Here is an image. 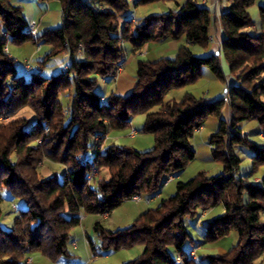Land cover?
Here are the masks:
<instances>
[{
	"label": "trees",
	"instance_id": "trees-1",
	"mask_svg": "<svg viewBox=\"0 0 264 264\" xmlns=\"http://www.w3.org/2000/svg\"><path fill=\"white\" fill-rule=\"evenodd\" d=\"M58 1L61 25L45 29L34 41L23 7L0 0V190L25 203L12 228L0 224V264H23L32 252L54 261L70 259L71 231L82 213H110L134 194L159 192L169 174L194 159L192 137L210 117L218 119L208 138L211 158L222 163V171H200L179 181L174 194L127 227L112 230L97 221L94 230L102 250L143 245L140 255L121 264H258L264 254V174L258 181L250 177L264 166V1L257 31L249 11L256 0H231L218 17L220 53L200 55L182 45L173 57L140 59L132 91L107 97L98 92V80L118 75L126 43L134 53L150 42L180 38L208 48L215 12L200 0ZM159 1H174L175 7L134 23L135 8ZM27 41L51 45L43 62L69 51L67 68L50 76L42 69L18 72L8 46ZM223 60L237 81L227 84L222 96L187 91L180 99L168 98L172 90L197 82L205 66L226 82ZM27 106L33 117L18 115ZM225 106L229 113L222 117ZM138 113L145 114L142 131L154 135L152 149L105 144L110 129L129 127ZM249 120L257 121L262 142L243 131L242 122ZM246 153L252 154V169L240 174ZM47 160L67 167L61 180L56 172L42 173ZM102 169L108 177H99ZM1 202L0 196V223ZM219 204L224 210L204 223V241L214 242L232 230L238 241L225 254L198 262L184 248L191 237L188 219Z\"/></svg>",
	"mask_w": 264,
	"mask_h": 264
},
{
	"label": "rangeland",
	"instance_id": "rangeland-1",
	"mask_svg": "<svg viewBox=\"0 0 264 264\" xmlns=\"http://www.w3.org/2000/svg\"><path fill=\"white\" fill-rule=\"evenodd\" d=\"M59 3L58 0H51ZM264 0H256V2L252 5L255 8L253 9V19H256V11L259 5L263 3ZM175 7L174 1H159L153 2L145 5L138 6L134 12L138 16L139 19L153 13H160L167 11L169 8ZM132 13V12H131ZM137 18V17H136ZM138 22L137 21H134ZM219 28V27H218ZM9 45L18 46L16 43H9ZM43 46V45H42ZM35 49V46H33ZM40 47H38L39 49ZM46 47L43 46L42 51H40L41 55H44ZM147 46L143 49H140L136 52V55L140 59H151L156 60L160 57L164 56L163 48L157 49L152 53H145ZM150 49V48H149ZM40 53L36 55L39 57ZM21 60L25 59L26 56L17 55ZM174 56V55H173ZM172 56V57H173ZM32 58V57H31ZM34 58V57H33ZM224 64V71L226 76V82L220 80L217 76L213 74L211 69L207 66L203 68L202 77L195 83L188 84L187 86L174 89L170 92L168 97H175L180 99L182 94L186 91L192 92L198 96H208L209 98H218L222 96L226 91V85L233 84L237 81L236 75L231 73L229 70V66L225 60L222 61ZM123 65L119 73L122 71ZM20 71V70H18ZM45 76H50L52 73L47 69L43 71ZM210 90V92H209ZM70 90L65 91L63 94L62 100L64 105L67 103V95ZM229 113L228 106H225L222 111V117H227ZM18 115L27 116L29 118L33 117L34 113L32 108L29 106L22 108ZM142 113H138L133 116V120L129 127L126 128H112L108 133V142L116 145H125L129 147L136 148L141 151L150 150L153 148L155 140L154 135L152 133L144 132L141 130V122L139 121ZM218 126V119L216 117H210L206 123L204 124V128L202 130H197L192 137V145L196 151L194 159L182 170L179 172H175V178L169 181L168 183L161 184L162 188L159 190V195L153 199L151 203H147L145 200L134 201L131 199L125 200L120 206H118L114 212L113 217L110 220L109 218L104 220H100L101 224L108 228L107 226L110 224L111 227L116 229L118 227L124 228L122 224H127V226L131 225L133 221L146 209L150 207H155L159 204L161 199L171 196L176 192L177 183L179 181L187 180L200 171H205L208 175L216 174L223 169V165L221 162L213 160L211 158V150L208 143V139L211 134ZM243 131L248 134V136L254 140L255 142H262L263 138L258 133L257 121L249 120L244 121L242 124ZM133 129L136 132L133 134ZM92 151H90L89 156L91 157ZM67 167L64 164L56 163L53 161L47 160L44 164L41 165L40 170L43 174H51L52 172H56L58 178L61 180L63 178V174L66 171ZM252 169V154L246 153L242 154V161L239 166L240 174H247ZM264 172V166H261L257 172L251 175V180H254L257 175H261ZM100 178L108 177L107 169H102L99 172ZM0 196L2 198L1 207H2V220L1 226L4 229H10L13 226L14 218L18 214L19 209L25 207V203L21 198L14 197L10 194V192L3 188L0 190ZM16 205V208L13 207ZM213 209H215L213 211ZM203 209L200 211L202 212ZM223 210L221 204L208 208V215L205 218H201V224L197 223L198 214L188 219V231L191 234V237L186 241L184 248L188 252V255H191L192 250H195L198 259L197 261L208 260V256H220L228 252L238 241V234L236 231L232 230L228 235L214 241L207 242L204 241L202 236L204 223L213 218L214 216L220 214ZM85 213L81 215V223L74 227L71 231V240L68 245V250L72 254L70 259L66 257H60L58 260H52L46 255L40 252H32L23 260V264H26V261L32 259L29 264H65L68 260L72 262V264H121L125 261L134 259L138 255L141 254L142 249L140 248L141 244H136L131 247H124L117 250H102L101 248V240L96 234L94 230V223L98 219H100L101 215L88 213L84 216ZM106 214V213H105ZM201 214V213H200ZM264 216V212L262 213ZM113 226V227H112ZM75 239V243L73 240ZM77 243V244H76ZM98 251V253L93 252L92 246ZM30 261V260H29ZM258 264H264V254L262 257L258 259Z\"/></svg>",
	"mask_w": 264,
	"mask_h": 264
},
{
	"label": "crops",
	"instance_id": "crops-1",
	"mask_svg": "<svg viewBox=\"0 0 264 264\" xmlns=\"http://www.w3.org/2000/svg\"><path fill=\"white\" fill-rule=\"evenodd\" d=\"M230 1L231 0H200L199 2L202 5L209 6L215 12L214 20L216 19V21H215L214 26H212V31H211L212 38H211V42L208 48H201L199 46L193 45L192 43L187 41L185 38H180V39H170V40H166L162 42L147 43L146 44L147 49L145 50V53L146 54H148L149 52L152 53V52H155L157 49L159 50L160 48L161 49L163 48L164 56L172 57L173 55L176 54L177 49L182 45H187L191 47L196 54H200V55L220 51L223 32L221 30L218 17L225 9L228 8ZM13 2L23 7L24 15L26 16L29 22L35 21L38 23V26L41 32L44 31L45 29H51L54 27H58L62 23V11L60 7V3H57L56 1L13 0ZM254 8H255L254 6H250L249 8L251 15H253ZM135 10L137 9L135 8ZM255 11H256V19H254L255 24L252 30L257 31L260 27L259 7L258 9H255ZM135 16L137 17V19H139L136 14ZM42 45L46 47L43 56L40 53V51H42L43 49ZM33 46H35V49L33 48ZM38 47L40 48L38 49ZM50 49H51L50 44L42 43V42L36 43L34 41H27L18 46H14V45L8 46L9 54L15 59L19 60V64L16 66L17 71L20 70L18 72H21L23 74H29L31 71H36L39 69H42V72H43L44 70H46V67L52 74H55L60 71H64L69 64V60H70L69 51L65 50L60 54L49 57L47 60H45V62H43L45 54L48 53ZM39 53L40 55L39 57H37L36 55H38ZM17 55H20V56L28 55L29 57L26 56L25 59L21 60ZM26 60L30 61L29 69H26V66H25ZM139 60L140 58H138L136 53L133 52L132 46L129 43H126V56L122 64L123 65L122 71L118 73V75L115 78H112V79L99 78L98 85H97L98 92L101 93L104 97H107L112 92H116L117 94H120L122 96L128 95L132 91L134 86L136 85V81H137L136 70H137V62ZM224 64L225 63H222L223 69H224ZM168 98H172V97H168ZM142 114H143L142 115L143 117H140L139 119L142 125L141 130L143 128L144 121H145V114L144 113ZM132 120H133V117L131 121ZM203 128H204V125L200 127V129L198 130H202ZM260 136L263 138L262 134H260ZM105 144L106 145L111 144L110 142H108V138L106 139ZM118 146H125V145H118ZM263 174L264 172L261 175L254 176L255 177L254 180L256 181L260 180ZM214 210L215 209H213V211ZM223 210H224V207H223ZM87 214L88 213H85L84 216ZM98 215H101V217L100 219H98L99 217H97V220L95 222L97 221L100 222V220L102 219L106 220L108 218L111 220L113 217V211L110 213L98 214ZM207 215H208V209H204L202 210V212L200 211L198 213L197 223L201 224L202 223L201 218H205ZM262 218H264L263 214H262ZM124 225L126 227L127 224H122V226ZM107 227L108 228L111 227L110 224ZM118 228H121V227H118ZM109 229L115 230L113 228H109ZM73 242L74 243L76 242L75 239L73 240ZM140 248L143 251V245H141ZM192 254L194 255L193 258L197 260L198 256L195 250H192L191 255H190L191 257H192ZM65 264H72V262L68 260Z\"/></svg>",
	"mask_w": 264,
	"mask_h": 264
},
{
	"label": "built area",
	"instance_id": "built-area-1",
	"mask_svg": "<svg viewBox=\"0 0 264 264\" xmlns=\"http://www.w3.org/2000/svg\"><path fill=\"white\" fill-rule=\"evenodd\" d=\"M130 1H134V0H130ZM133 21H137V18L136 16L134 15L133 16ZM27 31L28 33L33 37L34 41H38L39 39V35L41 33L40 31V28L38 26V23L35 22V21H31L29 22L28 26H27ZM15 64L18 65L19 64V60L18 59H15ZM25 66H26V69H29L30 68V61L29 60H26L25 61ZM121 67L122 65L119 66L118 68V71L121 70ZM104 100V98L102 99ZM136 132L135 129H133V134ZM175 176L174 174H169L164 183H168L169 181H171L172 179H174ZM164 184V185H165ZM159 195V193H153V194H149V195H144L142 193H137V194H134L132 197H131V200H134V201H141V200H145L147 203H151L153 201V199L155 197H157ZM14 208H16V205H13ZM192 257H194V255L192 254ZM30 260V261H29ZM26 261V264H29L32 259H29ZM178 261H181V257H178Z\"/></svg>",
	"mask_w": 264,
	"mask_h": 264
},
{
	"label": "water",
	"instance_id": "water-1",
	"mask_svg": "<svg viewBox=\"0 0 264 264\" xmlns=\"http://www.w3.org/2000/svg\"><path fill=\"white\" fill-rule=\"evenodd\" d=\"M216 53H220V51H217ZM227 90V89H226Z\"/></svg>",
	"mask_w": 264,
	"mask_h": 264
}]
</instances>
